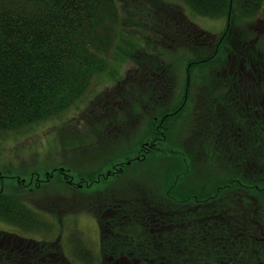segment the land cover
I'll return each instance as SVG.
<instances>
[{
    "label": "trees",
    "instance_id": "16d2710c",
    "mask_svg": "<svg viewBox=\"0 0 264 264\" xmlns=\"http://www.w3.org/2000/svg\"><path fill=\"white\" fill-rule=\"evenodd\" d=\"M131 1L135 0H0V132H21L60 117L86 95L94 78L108 74L114 63L118 64L128 57L135 46L129 40L128 48L125 47L120 53L122 48L119 44L125 35V27L135 31L134 28L140 26L141 20L133 6H130ZM177 1L185 4L193 15L227 19V26L221 37L225 52L218 49L208 55H198V49L208 45L211 33L190 21L181 9L179 11L172 9L176 18L174 27L168 35L162 33L155 36L150 32L152 25H146L147 32L140 34L144 36L145 45L151 48V54L145 55V61H142L147 67L134 70L132 79V75L129 79L128 77L123 79L124 82L121 83L115 99L121 106L123 101H118V95L125 86L134 82L136 75L142 74L138 77L143 76V85L149 90H154L151 103L153 108L143 105V98L138 104L122 109L108 100L110 105L89 124L97 134L94 138L98 139V143L112 145L119 133L115 136L113 127L124 129L130 121L132 122L128 117V111L131 110L137 115L145 125V131L139 140L137 137L135 145L124 151L125 157L122 159L126 161L116 163L118 157H113L112 154L103 163L102 168L101 166L95 168L92 165L85 170L88 171L87 174L78 171L75 173L72 169L60 167L46 172L45 182H41L39 176L34 180L35 173H32L28 185H24V178L19 176H15L13 180L18 181L17 188L23 191L34 184L36 188L42 183L51 184L55 181L65 182L76 191H82L87 183L94 185L103 168L107 167L112 176L115 173L113 169H117L119 172L114 179L117 182L114 189L118 188L123 193L115 196L112 194L110 202H103L107 195L104 193L109 188L97 186V190H101L99 204L104 208L99 213L96 209L93 210L98 220L100 219V222L102 220L104 224V229L102 226L104 259L105 253H108L113 261L124 253L128 256L130 264H264V130H262L264 96L257 99L258 91L250 85L252 81L262 79L260 68L264 69V42L262 39L250 41V38L247 39L243 34L236 36L234 29L231 31L235 20L257 17L261 11L264 12V0ZM124 14H128L127 17L130 18L123 17ZM171 35L174 36L172 42L180 44L179 49L188 48L189 53L196 52V56L187 58L186 51L181 58V61L187 64L188 84L191 79L195 80L198 72L206 70L214 63L218 56H224L223 53L227 60L232 58L217 73L218 80L227 76L222 88L199 91H204L207 98H210V94L219 92V101L233 105L234 110L231 115L224 114L219 118L220 125L210 132H201V128H204L201 120L199 137L191 143H186L182 139L190 140L196 133L183 134L178 127L189 94L185 93L180 105L159 109L171 91L169 79L175 80L176 75L175 62L166 63L162 57L167 54H178L176 59L178 61L179 56H182L169 41ZM166 43L170 44L165 45ZM154 48H160L157 55H154ZM113 69L118 71L116 67ZM211 104L207 99L204 103V112ZM140 105L142 109L138 111ZM114 108L125 112L117 117ZM202 112L201 109V117ZM117 120L119 122L114 126ZM240 121H247L250 130H247V127L240 128ZM104 125L110 127L105 130ZM203 137L213 142V147L216 148L214 156L223 161V171L225 172L228 167L234 169L231 179H226L225 172L224 178L210 180L207 175H211L212 172L206 167L207 155L203 161L200 158L201 163L196 169L186 168V173L183 172L186 165L180 163L181 159L185 156L189 161H194L195 154L190 147L192 144L204 145L201 142ZM70 139L76 140L70 136L64 138L67 150ZM92 139L93 137L83 139L81 143H90ZM224 139L234 144L228 157L222 155L221 151L218 154L222 149L220 142ZM81 143L75 146H81ZM93 144L94 142L92 149L95 150ZM142 152L145 154L142 155ZM246 153L248 157H245ZM133 167H148L152 174L156 169L157 179L152 175L155 183L157 182L156 191L154 189L152 192L138 186L136 182H128L122 188L123 175H120V172L127 174ZM191 171L196 172V175H203L212 182L210 193L200 196L207 190L199 186L202 180L189 179ZM166 176L172 185L177 186V194H170L168 180L167 182L163 180ZM186 184V191L180 190ZM137 187L145 190L148 195L157 193L160 197L168 196L174 201V207L191 206L203 211L197 217L191 215L190 209L184 211L185 214L181 211L164 214L162 209L145 214L131 209L128 212L139 217L136 220L137 227H134L140 235L139 232L136 234L126 229L124 232L127 234L124 237L125 234L120 233L122 229L116 232L115 224L112 223L118 220L105 221V217L112 214L118 218L126 210L121 207L130 203L127 196H134L132 201L137 202L136 195L133 194ZM226 191H230L233 197L221 196L220 206L196 207L201 203L212 202L216 196ZM229 200L232 201L230 207L224 203ZM85 203L86 208H93ZM204 213L205 216H201ZM183 217L188 218L187 225L180 223ZM165 218L170 220L165 223ZM0 221L25 231L41 226L35 213L14 193L5 192V187L0 189ZM195 221L203 222L200 226L190 228ZM185 227L187 228L184 231ZM9 237L12 241L7 239ZM14 237L11 234H4L0 238V258L3 257L7 264L8 262L21 264L25 260H28V264H72L60 250L52 252L47 243L42 246L34 243L35 251H26L22 247L18 249L16 244H22L25 239L15 235ZM121 238H126L127 242L122 243L119 241ZM133 240H137L139 244L135 245ZM26 242L27 247L33 244L31 241ZM142 242L157 243L148 246ZM211 252L214 256L210 255ZM90 257L91 261L94 256L91 254ZM42 259H45L46 263H43Z\"/></svg>",
    "mask_w": 264,
    "mask_h": 264
},
{
    "label": "rangeland",
    "instance_id": "374dc122",
    "mask_svg": "<svg viewBox=\"0 0 264 264\" xmlns=\"http://www.w3.org/2000/svg\"><path fill=\"white\" fill-rule=\"evenodd\" d=\"M129 4L131 7L133 6V10L137 13L141 20H139L140 26L138 28H134L135 31L131 30L130 27H125L126 32L121 39L122 45L119 44L120 48H122L120 53L125 49V47L128 48L127 42L129 40L135 46V48L131 49L128 57L120 61L118 64L114 63L109 69L108 74L94 78L86 95L60 117L45 123H40L21 132H0V189L1 187H5V192L11 194L14 193V195H16L33 213H35L36 218L40 220L41 223L40 228H31L30 231H25L11 224L0 221V238L3 237L4 234L9 233L12 234L13 237L15 235L19 238L25 239L22 244H16L18 249H21L22 247L26 251H35L34 243H39L41 244L40 246L47 243V246H49V249L52 252H56V249L60 250L72 264H130L128 256L124 255V253L120 257L116 258V261H113L112 257H110L108 253H105L106 259H104V252H102V226L104 229V224L102 220V223L100 222V219L98 220L97 214L93 211L96 209V212L99 213L102 212V209L104 208L99 204L101 203V195L99 194L101 193V190H97V186H106L109 188L107 192L104 193L107 195L105 196L103 202H110L112 194L115 196L123 193V191L118 188L114 189V186L117 183L114 179L116 173L119 172L117 169H113V172L115 173L112 176L107 167L103 168L102 174L98 176V180L94 182V185L87 183L84 185L85 188L82 191H76L72 188V186L61 181H55V183L51 184L42 183V185L36 187L37 189L35 188L36 184H34L32 187L28 188V190L23 191L17 188L16 182L18 181L13 180L15 176H19L24 178V185H28V180H31L32 173H35L34 180H37V177L39 176L41 182H45L47 180L45 173L51 171L52 168L60 167H63L64 169H72L75 173L78 171L79 173L87 174L88 171L85 170L89 169L92 165L95 166V168L99 166L102 168L103 163L108 160L109 156L112 154L113 157H118L116 158L118 160L116 163L121 164L126 161L122 159V157H125L124 151L135 145L137 143V137L139 140V137L145 131V125L142 124V121L138 119L137 115L130 110L128 111V117L132 119V122L130 121V124L124 129L113 127V132L115 133L114 135L117 136V133H119L112 145L98 143V139L94 138L97 134L90 128L91 126L89 127V124L92 121H95L98 116H100V113L110 105L108 100H111L114 105L122 109L129 105L138 104L143 98V105H147L151 109L153 108L151 103L152 98L154 97L152 93L154 90H149L147 86L143 85V76L142 78L138 77L142 74L136 75L134 82L125 86L122 92L118 95V101H123L121 102V106H119L118 102H116L115 96L119 91L121 83L124 82L123 79L127 77L129 79L133 74V71L137 68L139 70L143 67H147V65L142 61H145V55L149 56L151 54V48L148 47V45H145L143 39L144 36H141L140 32L146 33V25L151 24L152 30L150 32L155 36H159V34L162 33L166 35L170 34L172 28L174 27V20L176 18L175 14L173 15L172 9L177 11L181 9L185 12L190 21L204 31L211 33V39L209 40L208 45L204 48H199L198 55H208L218 49L225 52L222 48L224 42L222 43L221 37L227 26L226 18H205L193 15L185 4L177 0H135L131 1ZM161 6L167 8L170 7V9H161ZM127 15L124 14L123 17L130 18L127 17ZM258 15L259 16L257 17L247 19L239 18V20H235L231 31L234 29V34L236 36H238V34H243L247 39L250 38V41H258L262 39L264 42V12L261 11ZM173 39L174 36L171 35L169 37V41L172 42ZM172 43L175 45L177 52L182 56H179L180 60L178 61H176L178 54H167L164 58L162 57V60H165L166 63H170L171 61L175 62L176 81L174 79H169V82L171 83V91L166 95V101L164 105L162 104L159 107V109H163L166 106L171 107L177 104L180 105L184 99L185 93L187 92L189 94V98H187L188 101L185 105L182 116L179 119L178 127L183 134H187L188 132L191 134L196 133V135L192 136V139L190 140L189 138H183L184 140L182 139V141L186 143H191L195 142L199 137V123L201 120L203 121L202 125L204 127L201 128V132H210L215 130V127L217 128L220 125L219 118H221L224 114L231 115L234 110L233 105L227 102L219 101V92L210 94V98H207L204 91H199L200 89L214 90L222 88V83L225 82L227 76L222 78V80H218L217 73L222 69L226 62L232 58L230 57L227 60L226 55L223 53L222 55L224 56H218L214 63H211L206 70H201L200 72L202 74L198 72L195 76V80L191 79L188 84L186 74L187 64L184 61H181L183 54L188 50V48L179 49L180 44L174 42ZM167 44L170 43H166L165 45ZM159 50L160 48H154V55H157ZM194 56H196V52L191 51L190 53L188 52L187 58H193ZM115 67L118 68V71L113 69ZM236 68L237 64H235V69ZM260 70V76L262 79L254 80L250 83L252 88L258 91L256 94L257 99L264 96L263 67L260 68ZM133 76L134 75L131 76V79ZM148 79L150 82L151 76ZM207 99H209L212 104L208 106V109L204 112V103ZM120 109L114 108L115 115L117 117L121 116L122 113L125 112V110L122 112ZM141 109L142 105L138 107V111H141ZM201 109L203 111L202 117ZM137 114L139 113L137 112ZM118 122L119 120L116 121L114 126H117ZM240 126V128L247 127V130H250L247 121H240ZM109 127L110 126L107 125L103 126L105 130ZM262 130H264V124H262ZM66 136L76 138L75 141L73 139L69 140V150H67L64 146V143H67L65 142L66 140H64ZM89 137H93L92 142L87 144L81 143L83 139ZM93 142L95 150L92 149ZM201 142L204 145L192 144L190 147L192 152L195 154L194 161H189L185 156L181 159L180 163L186 165L183 172L186 173V168L191 170L196 169V166L198 167L200 165L201 159L203 161L204 156L207 155L208 162L206 163V167L208 168V171L212 172L211 175H207V177L210 180H214V178L221 179L227 174L226 179H231L233 177L231 173L234 172V169L232 167H228L225 170V174L222 167L223 161L214 156L216 148L213 147V142L206 140L204 137ZM79 143L82 145L78 147L75 146V144ZM220 144L222 149L219 150L218 154H220L221 151L222 155L227 157L230 156L234 144L227 139L221 140ZM179 151L183 153L181 150ZM141 154L143 155L145 153L142 152ZM245 157H248L247 153L245 154ZM210 160H213V162ZM79 167L82 169H79ZM66 174L71 176L68 172H66ZM190 174L189 179L203 181L199 184V186L203 190L207 191L200 196L211 192L213 187L211 181L207 180L203 175H196V172L194 171H191ZM120 175H123L122 188L125 184H128V182H136L138 186H143L150 189L152 192L156 188V169L152 174L148 167H133L127 174L120 172ZM152 175H154L155 178ZM124 180H126V182H124ZM163 180L164 182H167V176ZM168 184L170 194H177V186L172 185L169 180ZM186 187L187 184L180 190L186 191ZM137 188L136 192L133 193L136 195L137 202L132 201L134 196H127L130 203L129 205L121 207L126 210L118 216L119 219L112 214H108L109 217L107 218L105 217V221L107 219L118 220L112 223L115 224L114 227H116V232L122 229L120 233L125 234L124 237H126L127 234L124 232L126 229L136 234L139 232L135 228L137 227L136 220L139 217H136L133 213H129L128 211L131 209L145 212V214H147V212H157L159 209H162L164 214H167L168 212L171 213L172 211H181L185 214L184 211L190 209L192 216L200 215V212L203 211H198L191 208V206L174 207V201L168 196L160 197L157 193H149L148 195L145 190L142 191L140 187ZM198 193L199 192H197V194ZM128 195L130 194L128 193ZM225 195L226 197H233V194L230 191H226L222 195L216 196L212 202L201 203L196 207H218L221 205V196ZM85 202H87L89 206H93V208H86ZM131 203L134 205H130ZM224 203L228 207L232 206L231 200ZM201 216L204 217L205 213ZM255 217L257 218L256 215ZM169 220L170 218H165L164 222L166 223ZM186 220H188V218L183 217L180 223L187 225L188 223ZM197 220L198 218L196 221ZM196 221L190 226V228L200 226L203 222ZM29 227L31 226L29 225ZM186 228L187 227L183 228V230L185 231ZM7 239L12 241L10 237ZM26 241H31L33 244L30 245V247H27ZM119 241L125 243L127 242V239L121 238ZM133 243L135 245L139 244L137 240H133ZM155 243L146 244L142 242V244H146L148 246L155 245ZM91 254L94 257L90 261ZM210 255L214 256V253L211 252ZM4 260L5 259L1 257L0 264H7ZM30 262H32V260H30ZM42 262L46 263V260L42 259ZM8 263L12 264L11 262ZM21 264H28V260L21 262Z\"/></svg>",
    "mask_w": 264,
    "mask_h": 264
},
{
    "label": "flooded vegetation",
    "instance_id": "af4514ba",
    "mask_svg": "<svg viewBox=\"0 0 264 264\" xmlns=\"http://www.w3.org/2000/svg\"><path fill=\"white\" fill-rule=\"evenodd\" d=\"M9 234V233H8ZM10 235V234H9ZM12 235V234H11Z\"/></svg>",
    "mask_w": 264,
    "mask_h": 264
}]
</instances>
